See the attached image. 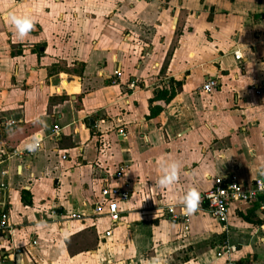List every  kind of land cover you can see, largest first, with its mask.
<instances>
[{"label": "crops", "instance_id": "0c3cea01", "mask_svg": "<svg viewBox=\"0 0 264 264\" xmlns=\"http://www.w3.org/2000/svg\"><path fill=\"white\" fill-rule=\"evenodd\" d=\"M9 12L35 21L23 41ZM169 159L179 180L162 188ZM261 173L264 0H0V264H225L223 240L238 264H264L259 204H232L222 226L202 199L215 176ZM103 185L130 189L110 236L92 210ZM190 187L198 211L171 219Z\"/></svg>", "mask_w": 264, "mask_h": 264}, {"label": "built area", "instance_id": "2783aa9c", "mask_svg": "<svg viewBox=\"0 0 264 264\" xmlns=\"http://www.w3.org/2000/svg\"><path fill=\"white\" fill-rule=\"evenodd\" d=\"M148 1V0H144ZM235 57L239 59V55L235 54ZM118 75V72H115ZM113 83L116 80L112 81ZM218 80L210 78L205 80L201 85V90L210 93L218 87ZM134 82H129L128 87L133 88ZM254 92L259 95L261 88L255 85L250 87ZM53 132L58 133L61 128L58 126L53 127ZM119 134H123V129L118 130ZM38 150V149H37ZM33 151L27 150V153ZM66 156L63 155L62 158ZM122 173V167L119 168L117 175ZM0 188L4 189L5 185L0 184ZM130 189L119 188L115 186L103 185L100 188L101 200L94 203L93 214L104 215L109 220V229L105 231V236H110L113 229H115L121 223V209L119 208V202L124 201L129 197ZM202 199L206 202L207 208L216 221L225 226L228 220L229 207L234 203L245 202H257L262 210H264V177L258 176L250 183H244L237 179L235 175L221 174L212 178L211 186L203 193ZM166 213L169 217L175 221H183L186 216L176 212L173 206H168ZM82 214H72V218H80ZM12 230V224L10 222L9 213L4 206V202L0 196V241L9 240ZM35 243V241H33ZM236 251V247L229 243L227 240L221 241L216 248V257L224 260L225 264H238L236 259L233 258V253Z\"/></svg>", "mask_w": 264, "mask_h": 264}, {"label": "clouds", "instance_id": "9594fccd", "mask_svg": "<svg viewBox=\"0 0 264 264\" xmlns=\"http://www.w3.org/2000/svg\"><path fill=\"white\" fill-rule=\"evenodd\" d=\"M8 21L12 26L14 39L18 38L20 41H23L28 36L35 25L34 19L28 14L18 15L14 12H9ZM39 146V140L34 138L33 142L27 145V148L29 151L34 152L39 148ZM159 163L162 169V174L159 176L158 180H156V183L162 188H169L179 180L180 162L169 159L160 161ZM179 203L183 207V214L185 216H191L192 214L196 213L199 208V191L194 187L188 188L184 195L180 197ZM148 264H168V261L166 258L161 257L158 254L152 257L148 261Z\"/></svg>", "mask_w": 264, "mask_h": 264}, {"label": "water", "instance_id": "95a60500", "mask_svg": "<svg viewBox=\"0 0 264 264\" xmlns=\"http://www.w3.org/2000/svg\"><path fill=\"white\" fill-rule=\"evenodd\" d=\"M17 252H20L19 250H17ZM3 256H5V254H3ZM6 257V256H5ZM17 264H20V262L17 261Z\"/></svg>", "mask_w": 264, "mask_h": 264}]
</instances>
